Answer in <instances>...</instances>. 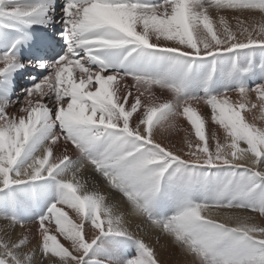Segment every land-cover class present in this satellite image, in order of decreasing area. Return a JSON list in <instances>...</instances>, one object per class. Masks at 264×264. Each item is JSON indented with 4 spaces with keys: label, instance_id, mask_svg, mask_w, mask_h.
I'll return each instance as SVG.
<instances>
[{
    "label": "snow or ice",
    "instance_id": "snow-or-ice-1",
    "mask_svg": "<svg viewBox=\"0 0 264 264\" xmlns=\"http://www.w3.org/2000/svg\"><path fill=\"white\" fill-rule=\"evenodd\" d=\"M54 5L0 0V29L47 28ZM61 12L60 40L25 33L0 54V77L25 66L9 54L21 43L35 53L30 65L48 69L14 111L15 101H0V192L16 205L14 186L52 177L78 153L77 173H99L128 210L65 176L34 223L0 212V264H107L96 256L115 251L108 237L136 241L118 264H172L161 238L178 264H264V79L209 92L217 58L264 52V0H66ZM208 58L201 76L197 62ZM236 72L233 61L227 75ZM197 82L205 95L189 94ZM164 178L206 197L155 218ZM126 215L146 229L131 232Z\"/></svg>",
    "mask_w": 264,
    "mask_h": 264
},
{
    "label": "bare ground",
    "instance_id": "bare-ground-1",
    "mask_svg": "<svg viewBox=\"0 0 264 264\" xmlns=\"http://www.w3.org/2000/svg\"><path fill=\"white\" fill-rule=\"evenodd\" d=\"M32 2H36V0H32ZM63 6L64 3L59 0H55V11L49 13L52 17V23L49 27L44 28L41 25H33L32 27L38 28L49 34H55L56 39L60 40L58 33L59 31H62L61 9ZM18 29L19 27L10 30ZM61 45L62 47L58 50L60 53L63 51L62 40ZM49 56L50 58L47 61L48 63L51 62V59H54V56L51 54ZM18 59L19 62L25 66L8 74L6 77H0V101H15L16 103L13 104L11 108L13 111L19 107V103L23 101L26 95L25 90L38 82L42 75L48 74V69H41L30 65L28 61L32 59ZM233 61H235L237 65V72L232 77H229L227 73L231 70ZM212 62V58L197 62L201 76L208 71ZM33 63H35V61H33ZM215 63L218 66V72L214 77V82L209 88L210 94L213 95L220 94L226 88L236 87L237 84H242L251 88L264 79V69L261 67V65L264 64V52L261 50H245L238 54H229L227 56L217 58ZM250 65L252 71L246 75L243 74L242 70L248 68ZM32 77H35L36 79L33 80ZM202 90V85L197 82L188 90V92L192 96H203L205 93L204 91L202 92ZM157 94H160L159 91ZM236 99H238V97L233 94V100ZM38 150L39 149H37V151ZM83 162L84 158L78 153H74L67 165L63 166V170L54 173L52 177H48L35 183L14 186L12 191L19 194L20 197V203L16 205H12L7 201V191L0 192V212L14 215L16 218L25 223H34L39 217L46 214L52 203L56 202L60 198L63 193L61 181L63 177L71 175H79L84 182L85 191L103 194L108 198L106 203L115 205L119 210L127 212V202L123 200L119 192H116L107 186L106 181L99 173L90 168L84 169L79 174L77 173V169L80 168ZM26 163L27 161L22 160V162L17 165L18 170H22L26 167ZM212 171H220L222 173L224 170L213 169ZM205 197L206 193L198 187L185 191L181 187L170 183L166 178H164L162 179L161 192L157 197L153 215L158 219H166L169 216L176 214L181 209V205L185 199H188L195 204L202 202ZM144 219V217L126 215L129 230L134 234L144 231L146 229V225L142 223ZM153 239H155V234H153ZM104 243L108 248L114 247L115 251L111 253L108 251L100 252L96 256V260L98 262L107 261V264H118L119 261L136 254L135 240L123 237H108L105 238ZM161 243L165 245V247L161 249L163 259L165 261H171L172 264H178L181 259L178 252L171 246L167 245L163 238H161ZM110 254L114 257V259H108Z\"/></svg>",
    "mask_w": 264,
    "mask_h": 264
},
{
    "label": "rangeland",
    "instance_id": "rangeland-1",
    "mask_svg": "<svg viewBox=\"0 0 264 264\" xmlns=\"http://www.w3.org/2000/svg\"><path fill=\"white\" fill-rule=\"evenodd\" d=\"M202 92H203V90H202ZM135 253H136V249H135Z\"/></svg>",
    "mask_w": 264,
    "mask_h": 264
}]
</instances>
